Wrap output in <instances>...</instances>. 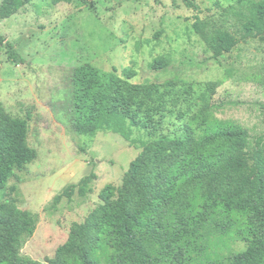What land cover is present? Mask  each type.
Returning a JSON list of instances; mask_svg holds the SVG:
<instances>
[{
    "label": "rangeland",
    "instance_id": "1",
    "mask_svg": "<svg viewBox=\"0 0 264 264\" xmlns=\"http://www.w3.org/2000/svg\"><path fill=\"white\" fill-rule=\"evenodd\" d=\"M250 14L237 0H73L51 7L36 0L0 19V35L23 59L13 62L0 49V103L25 122L36 153L11 166L0 189V204L28 213L25 233L14 243L20 256L53 259L71 225L101 203L103 189L121 185L139 152L117 134L72 130L58 104L69 94L71 68L89 65L133 84L176 81L182 97L217 82L214 115L264 137V36L244 39ZM141 133L139 122L132 138ZM91 172V193L75 192L51 207L56 195ZM232 249L242 252L246 245L236 242Z\"/></svg>",
    "mask_w": 264,
    "mask_h": 264
},
{
    "label": "trees",
    "instance_id": "2",
    "mask_svg": "<svg viewBox=\"0 0 264 264\" xmlns=\"http://www.w3.org/2000/svg\"><path fill=\"white\" fill-rule=\"evenodd\" d=\"M34 1L2 0L0 19ZM41 1L49 7L73 2ZM237 3L251 13L244 39L263 37L264 0ZM2 48L13 62H23L0 35ZM217 86L207 82L195 97H182L176 81L133 84L89 65L71 68L69 94L58 104L72 130L117 134L139 152L121 185L99 193L101 203L71 225L67 242L45 263L20 256L14 245L28 213L0 204V264H264V137L214 115L210 101ZM139 122L144 133L134 139ZM35 156L25 122L0 103V189L11 166ZM95 178L91 172L68 185L51 207L75 192L86 197ZM236 242L246 249L234 252Z\"/></svg>",
    "mask_w": 264,
    "mask_h": 264
}]
</instances>
